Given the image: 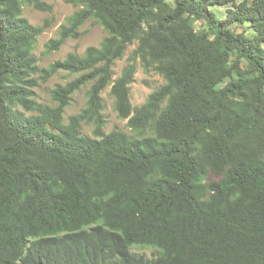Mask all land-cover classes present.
<instances>
[{"label": "trees", "instance_id": "16d2710c", "mask_svg": "<svg viewBox=\"0 0 264 264\" xmlns=\"http://www.w3.org/2000/svg\"><path fill=\"white\" fill-rule=\"evenodd\" d=\"M74 2L46 53L90 20L108 35L41 68L34 50L49 26L23 8L52 6L0 0V264H264V0L222 18L215 10L236 0ZM138 60L165 84L134 109ZM61 71L80 76L51 90L56 106L38 102L35 89ZM88 84L86 108L66 123ZM108 87L134 136L104 132Z\"/></svg>", "mask_w": 264, "mask_h": 264}, {"label": "rangeland", "instance_id": "374dc122", "mask_svg": "<svg viewBox=\"0 0 264 264\" xmlns=\"http://www.w3.org/2000/svg\"><path fill=\"white\" fill-rule=\"evenodd\" d=\"M74 1L75 0H46V3L52 6V11L50 12L37 11L32 6H25L23 8V16L28 19L33 26L41 27L46 23L49 26L46 31L38 37L34 50V55L37 57L41 68H48L57 61L65 60L69 54L83 56L89 47H98L108 35L98 22L90 20L80 29V34L83 35L82 37L78 39H69L58 51L46 53V45L49 41L59 38L60 27L66 24L68 17L80 9V7L76 6ZM242 1L243 0H236V3H230L225 7L217 8L215 12L222 18L226 15L227 9L235 8V6ZM191 22L197 32L200 33L205 30L202 22L197 20H192ZM236 29L238 33L247 32V34L250 35V31L246 26H237ZM136 47V44L129 47L124 59L115 63L113 67L115 73L114 81L121 76L123 69L128 65L129 58ZM136 66L137 73L134 76V83L130 86V99L134 109L144 105L149 95L165 84L163 77L157 73H146L139 60L136 62ZM79 76L80 75H73L65 71L59 72L46 84L35 89L38 102L52 107L56 106L50 95L51 90L58 85H66ZM91 86L92 84H88L73 95L72 102L64 114L66 123L71 116L78 115L86 108L88 102L87 93ZM110 90L111 87H108L102 94L105 104L103 114L106 120L104 132L110 134L114 131H120L134 136L135 133L128 127V120H123L119 117L115 109V99L110 95ZM94 129L95 126L93 124H83L82 134L84 136L94 137ZM133 251L145 255L148 258H154L158 255V250L147 247H136Z\"/></svg>", "mask_w": 264, "mask_h": 264}]
</instances>
